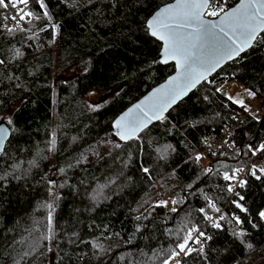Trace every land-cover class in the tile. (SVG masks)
Here are the masks:
<instances>
[{"label": "trees", "instance_id": "16d2710c", "mask_svg": "<svg viewBox=\"0 0 264 264\" xmlns=\"http://www.w3.org/2000/svg\"><path fill=\"white\" fill-rule=\"evenodd\" d=\"M169 1L139 0L137 6L134 0H120V9L109 10L103 3L73 8L72 0H45L52 22L59 25L54 33L35 0H30L25 11L31 9L41 19L22 22V28L30 29L26 32L0 31V58L8 61L0 66V114L10 112L18 129L10 134L9 154L0 156V175L13 174L0 180V264H32L38 253L27 257L23 253L36 242L39 250L53 247L49 260L56 257L58 243L71 255V264H161L162 250L170 251L193 225L212 239L205 246L207 259L193 253L184 264H233L264 246V222L257 216L264 209V179L256 180L247 168L246 186L236 189L245 197L240 203L248 213L235 208L228 202L231 194L221 191L227 184L222 179L225 166L241 168L243 160L252 159L257 169L264 168V152L253 156L247 147L258 148L264 141V99L259 120L246 115L231 126L240 105L228 99L224 87L235 82L245 93L251 89L255 97L264 94V45L226 63L138 139L120 142L111 131V121L119 112L173 70L172 64H152L159 43L143 27L155 9ZM236 1L228 0V5ZM97 8L102 14L96 13ZM2 23L16 27L12 20ZM16 49L22 55L13 59ZM55 66L73 70L75 81L52 89ZM91 90L109 91L112 97L88 111L81 93ZM52 125L57 126L54 146L49 140ZM227 127L230 153L213 146ZM104 134L116 138L121 147L113 145L91 161L76 164L75 159ZM50 155L52 164L64 169L51 189L62 196L53 223L58 240L51 243L41 239L47 224L46 211L40 208L41 202L52 199L46 179ZM33 160L35 166H30ZM14 164L19 167H9ZM209 168L211 172L206 171ZM158 191L170 199V207L151 203ZM208 199L221 210L215 218L220 229L205 223L199 211L205 208L213 215ZM173 200L179 203L173 205ZM173 206L175 213L170 211ZM233 213L242 225L235 224ZM241 230L244 237L233 236ZM72 232L88 242L75 248V254L74 246L67 243ZM93 241L103 250L94 249ZM63 264H69L68 255Z\"/></svg>", "mask_w": 264, "mask_h": 264}, {"label": "snow or ice", "instance_id": "6c2138e0", "mask_svg": "<svg viewBox=\"0 0 264 264\" xmlns=\"http://www.w3.org/2000/svg\"><path fill=\"white\" fill-rule=\"evenodd\" d=\"M30 0H0V31L8 34H13L17 31H29L20 25L27 21L31 24L34 20H39L41 17L34 13L31 9L25 11L29 5ZM35 3L42 11L44 18H47L48 24L51 25L53 32L59 27L57 23L52 22V17L48 11V6L45 0H35ZM103 3L109 9H120V0H72L73 8H79L84 5L91 6L93 4ZM134 3L139 6V0H134ZM24 6V7H21ZM127 8L128 5H123ZM11 8L12 12L7 10ZM97 14H102L101 9H95ZM8 20L14 21L16 27H7L2 22ZM147 29V34L155 40L162 42V51L157 59L152 61V64L161 63L168 64L170 61L175 63V74L171 75L166 84L156 88L144 100L135 104L133 107L127 109L120 115L112 125L114 136L119 141L128 143L138 139V134L148 127L149 123L154 120L164 119V113L172 108L179 100L186 96L192 89H194L201 81L207 79L208 75L215 72L227 61L236 59L241 53L246 52L254 47L264 45V0H239L235 6H229L228 0H174V3L164 6L151 15L143 25ZM39 31H43L40 29ZM33 37H28L32 39ZM22 55L19 49L15 50V56ZM8 61L5 58H0V66ZM11 78V77H10ZM217 93L221 92V88L215 89ZM248 96L254 97L256 95L251 89H245ZM208 99L207 96L204 97ZM233 103H239L243 106V100H233L228 97ZM95 109V105H89ZM247 111L248 109L245 108ZM18 129L14 126V119L11 115L5 120L0 117V156H7L9 145V137L11 133L17 132ZM114 147L120 148L121 144L116 141H111ZM53 146L55 141H52ZM252 155L255 156L258 152H264V144L258 148L253 149L251 145L247 146ZM216 153H213L215 155ZM239 154V150L237 152ZM200 159L199 156L196 157ZM35 160L29 161L30 166H35ZM9 167L15 169L19 165H10ZM243 168L237 167L235 169H228L225 166L222 179L227 182L226 187L221 191H226L235 196L231 203L235 208L242 213H248L246 208L240 201L245 200L243 195L236 191V187L244 188L247 184L246 179L237 180V174L243 171ZM60 172L64 169L60 168ZM141 171L148 174L147 167H141ZM211 172L212 169L206 170ZM260 174H257V173ZM219 174V173H218ZM250 174L256 180L264 179V168L257 169L255 165L252 166ZM12 173L5 172L0 175V180H6ZM14 179H21L20 176H13ZM235 182V183H234ZM49 193L52 198L51 201H43L40 208L46 211L47 234L43 235L41 239L47 240L50 243L58 240L57 233L53 229L54 214L57 208V202L62 199L59 192L51 191V188L56 185V181L48 180ZM7 185H5L6 187ZM58 187H64L61 183ZM207 199V198H206ZM179 203L176 200L172 201L173 205ZM157 206L167 207L166 201H161ZM207 207L212 211L219 213L221 210L211 200H207ZM171 212H177V208L173 206ZM203 214L205 221H210L211 226L216 229L221 228V224L216 222L211 215H208L205 208L199 209ZM261 222H264V209L257 212ZM139 220L140 217H137ZM224 216H220L219 220H223ZM236 225H242L243 221L239 216H233ZM253 228L257 225L253 219L248 221ZM140 231V228H137ZM243 230L233 232V236L242 238L245 236ZM212 239L205 230L198 226H191L187 232L178 237L174 247L168 250H162L164 255L161 259V264H170L172 260L176 264H184V260L191 257L193 253L207 259L206 243ZM69 245L78 248L80 244L88 243L79 236V233L72 232L67 241ZM92 247L94 249H102L103 245L93 241ZM199 245L194 248L192 245ZM248 248L252 245L248 244ZM56 257L49 260L48 254L53 252V247L48 246L45 250H39L38 242L29 246V250L24 252L25 257L38 253L34 256L32 264H63L65 255H68L69 264H71V255L60 248L56 243ZM63 253V254H62ZM84 254H80L79 258L83 259ZM14 264L16 262L14 261Z\"/></svg>", "mask_w": 264, "mask_h": 264}, {"label": "rangeland", "instance_id": "374dc122", "mask_svg": "<svg viewBox=\"0 0 264 264\" xmlns=\"http://www.w3.org/2000/svg\"><path fill=\"white\" fill-rule=\"evenodd\" d=\"M4 11V10H2ZM8 12H12V9L9 8L7 10ZM53 79H52V89H54L58 84L62 83H68L70 81H75L76 79V73L73 70H59L57 66H55L52 70ZM226 94L228 97H232L233 100L244 101V90L241 88L238 84L235 82H226L224 84ZM52 97V96H51ZM112 97V93L109 91H98V90H91L88 92L81 93V102L83 107L88 110H96L103 105H105ZM239 104V103H238ZM89 105H95V109L92 107H89ZM240 105V104H239ZM53 106H54V99H53ZM10 115V112H4L0 114V117H3L5 120ZM56 118L55 114L53 113L52 119ZM259 120V119H258ZM57 128L56 125L51 126V134H50V142L53 141V138L55 137V129ZM111 141H116V138H112L110 135L104 134L98 141H95V143L86 148L76 159L75 163H86L91 161L94 157H98L101 154L105 153L111 146L114 144L110 143ZM50 145V144H49ZM52 156L50 155V165H49V171L46 175V179L48 180H54L58 182L61 177V172L59 171L61 166H57L55 164H52ZM255 163H253L254 165ZM54 186L51 188L53 189ZM161 201L167 202V207H170V199H168L161 191H158V197L154 198L151 203L153 204H159ZM176 261L172 260L170 264H175ZM233 264H264V246L259 248L254 253L250 254L249 256L238 260L237 262Z\"/></svg>", "mask_w": 264, "mask_h": 264}, {"label": "built area", "instance_id": "2783aa9c", "mask_svg": "<svg viewBox=\"0 0 264 264\" xmlns=\"http://www.w3.org/2000/svg\"><path fill=\"white\" fill-rule=\"evenodd\" d=\"M10 26V24L7 25V27ZM264 99V94L262 96H259V97H250L248 96L247 93L244 94V104L243 106H239L238 110L236 111V113L232 116V124H235L236 122H238L240 119H242L243 117H245L246 115H249L250 117H252L254 120H258L260 119L261 115H262V107H261V102L262 100ZM245 108H247L248 110L246 111ZM230 126V127H231ZM228 131H229V127H227L223 133V135L220 137V139L213 143V146L215 145H218L222 148L223 151L227 152V153H230V150L226 144V136L228 134ZM261 144H264V141H261L259 146ZM239 158V157H237ZM244 162V166L241 167L243 168L244 170L239 172L237 174V180L239 179H243L245 177V174H246V169L249 168L250 170H252V166H253V161L252 159L250 160H243ZM255 165V164H254ZM235 183V182H234ZM238 187V186H237ZM236 187V189H237ZM231 197H232V194H231ZM231 197L229 198L228 202H231ZM235 213V212H234ZM232 214V216H235V214ZM220 214L217 213V212H214L213 215H211L214 220L215 218ZM205 223H211L210 221H205Z\"/></svg>", "mask_w": 264, "mask_h": 264}, {"label": "water", "instance_id": "95a60500", "mask_svg": "<svg viewBox=\"0 0 264 264\" xmlns=\"http://www.w3.org/2000/svg\"><path fill=\"white\" fill-rule=\"evenodd\" d=\"M239 2V0H237L232 6H235V4L236 3H238ZM171 3H174V0H171V1H169V2H166V3H164V4H161V5H159L148 17H147V19L151 16V15H153L157 10H159V9H161V8H163L164 6H166V5H169V4H171ZM146 19V20H147ZM147 30V29H146ZM154 39V38H153ZM158 43H159V50H158V52H157V55H156V59L158 58V56H159V54L161 53V51H162V42L161 41H158V40H156ZM242 54V53H241ZM231 61H233V60H231ZM228 62H230V61H227L226 63H228ZM226 63H224L221 67H223ZM161 64V63H160ZM168 64H172V66H173V70L162 80V81H160L159 83H157V84H155L154 86H152L149 90H147L142 96H140L138 99H136L134 102H132L131 104H129L127 107H125L121 112H119L115 117H114V119L111 121V131L113 132V134H114V129L112 128V125H113V122L120 116V115H122L125 111H127V109H129V108H131V107H133L135 104H137V103H139L140 101H142V100H144L145 99V97H147V96H149L156 88H159V87H161V86H163L164 84H166V82H167V80L169 79V77L171 76V75H174L175 74V71H176V69H175V63L174 62H169ZM161 65H166V64H161ZM220 67V68H221ZM220 68H218L217 70H219ZM216 70V71H217ZM215 71V72H216ZM215 72H212L211 74H209L208 75V77H210L213 73H215ZM207 77V78H208ZM201 82H203V81H201ZM199 85V84H198ZM197 85V86H198ZM194 89H192L191 91H193ZM190 91V92H191ZM189 92V93H190ZM188 93V94H189ZM187 94V95H188ZM186 95V96H187ZM186 96H184L183 98H185ZM182 98V99H183ZM181 99V100H182ZM181 100H179V101H181ZM178 101V102H179ZM177 102V103H178ZM176 103V104H177ZM175 104V105H176ZM175 105H173V106H175ZM172 106V107H173ZM171 109V108H170ZM169 109V110H170ZM168 110V111H169ZM168 111H166L165 113H164V115L168 112ZM157 121H159V120H154V121H152L151 123H149V125H148V127L151 125V124H153V123H155V122H157ZM146 129V128H145ZM145 129H143V130H145ZM142 130V131H143ZM141 131V132H142ZM140 132V133H141ZM139 133V134H140ZM138 134V135H139ZM118 139V138H117ZM120 142H122V141H120Z\"/></svg>", "mask_w": 264, "mask_h": 264}]
</instances>
